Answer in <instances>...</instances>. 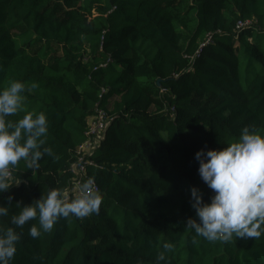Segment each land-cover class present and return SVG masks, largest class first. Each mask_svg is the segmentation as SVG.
<instances>
[{
    "label": "trees",
    "instance_id": "trees-1",
    "mask_svg": "<svg viewBox=\"0 0 264 264\" xmlns=\"http://www.w3.org/2000/svg\"><path fill=\"white\" fill-rule=\"evenodd\" d=\"M13 80L45 113L59 159L21 160L0 192V206L13 197L0 227L21 235L10 264H264V225L259 239L196 244L186 227L199 221L191 189L205 203L215 195L196 153L222 150L245 126L264 135V0H0V91ZM97 108L113 117L86 155L100 212L32 238L38 219L13 225L15 205L69 187ZM164 243L174 249L160 261Z\"/></svg>",
    "mask_w": 264,
    "mask_h": 264
},
{
    "label": "clouds",
    "instance_id": "clouds-1",
    "mask_svg": "<svg viewBox=\"0 0 264 264\" xmlns=\"http://www.w3.org/2000/svg\"><path fill=\"white\" fill-rule=\"evenodd\" d=\"M36 83L27 86L32 92ZM26 85L20 81H10L0 91V192H7L12 170L20 161L26 162L28 169L40 167L39 161L45 156H55L47 144L48 121L44 112L29 110L22 95ZM24 113L18 121L7 120L9 116ZM222 150L203 149L196 153L199 161V175L215 193L211 203H205L198 188L191 189L192 207L197 219L189 218L186 227L197 237L209 242H231L236 238L259 239L264 225V135L255 125L245 126L238 139L226 144ZM8 207L0 206V216H7L13 200L8 196ZM103 197L97 189L94 178H89L77 186L74 198L67 191L50 189L31 205L21 207L19 213L11 217V223L23 228L26 223L37 220L39 228L33 224L29 229L32 238L50 232L61 218L76 217L83 220L92 214H99ZM21 235L12 227H0V264H10L17 251ZM172 243H164L158 250L157 259L162 261L173 251Z\"/></svg>",
    "mask_w": 264,
    "mask_h": 264
},
{
    "label": "built area",
    "instance_id": "built-area-1",
    "mask_svg": "<svg viewBox=\"0 0 264 264\" xmlns=\"http://www.w3.org/2000/svg\"><path fill=\"white\" fill-rule=\"evenodd\" d=\"M252 19L245 21H239L237 28L252 23ZM113 117L109 115L107 110L103 108H97L96 112L89 117L88 125L86 129V138L77 146L76 154L78 161L75 164V175L72 178L71 184L65 190L68 192L69 197H74L77 191V186L85 182L87 179L92 178L87 174V164L93 162L86 158V155L91 154L94 149L100 144L104 137L105 131L110 124ZM94 183L98 190H100L98 184L94 180Z\"/></svg>",
    "mask_w": 264,
    "mask_h": 264
},
{
    "label": "water",
    "instance_id": "water-1",
    "mask_svg": "<svg viewBox=\"0 0 264 264\" xmlns=\"http://www.w3.org/2000/svg\"><path fill=\"white\" fill-rule=\"evenodd\" d=\"M158 82H160V79H158Z\"/></svg>",
    "mask_w": 264,
    "mask_h": 264
}]
</instances>
